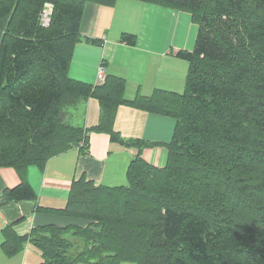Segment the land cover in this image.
Instances as JSON below:
<instances>
[{
    "label": "trees",
    "instance_id": "1",
    "mask_svg": "<svg viewBox=\"0 0 264 264\" xmlns=\"http://www.w3.org/2000/svg\"><path fill=\"white\" fill-rule=\"evenodd\" d=\"M137 1L193 16L194 49L176 54L189 64L183 93L132 101L120 77L96 85L71 78L86 5L117 0H0V168L22 177L0 207L36 201L29 168L44 172L74 149L87 154L90 132L139 151L127 185L83 177L65 206L37 208L87 227L47 225L19 236L23 218L11 213L0 247L12 259L30 242L41 251L38 264H264V0ZM122 40L136 45L134 35ZM89 98L102 118L88 130L72 124L69 109ZM121 106L177 120L165 167L142 157L150 143L115 131Z\"/></svg>",
    "mask_w": 264,
    "mask_h": 264
},
{
    "label": "crops",
    "instance_id": "2",
    "mask_svg": "<svg viewBox=\"0 0 264 264\" xmlns=\"http://www.w3.org/2000/svg\"><path fill=\"white\" fill-rule=\"evenodd\" d=\"M192 17L189 13L137 0H117L115 6L88 3L81 41L75 47L69 74L73 79L96 85L99 68L106 67V76L114 75L127 82L126 98L132 101L138 94L147 98L156 90L183 93L189 64L176 54L194 49L199 30ZM125 35H134L136 45L123 41ZM69 110V120L83 129L95 128L102 118L101 105L94 98L83 100ZM176 125L174 118L121 106L114 129L124 139L150 143L151 146L143 149L142 157L152 166L163 168L167 165V145L173 139ZM89 145L87 154L74 149L51 159L44 172L37 167L29 168L27 178L38 199L12 204L6 209L0 207L1 244L4 241L1 232L13 220L11 213L23 218L14 228L19 236L28 233L18 230L24 221L29 233L47 225H79L82 221L37 211L38 207L65 206L73 181L84 177L97 186L111 188L128 184L127 171L138 149L112 142L107 132H90ZM21 182L16 168H0V201L7 189ZM41 261L42 257L37 264Z\"/></svg>",
    "mask_w": 264,
    "mask_h": 264
},
{
    "label": "rangeland",
    "instance_id": "3",
    "mask_svg": "<svg viewBox=\"0 0 264 264\" xmlns=\"http://www.w3.org/2000/svg\"><path fill=\"white\" fill-rule=\"evenodd\" d=\"M25 223L26 222L24 221L18 226V230L20 233H25V232L29 233V229ZM88 224H89L88 222L82 221L77 226L83 229L87 227ZM41 255H42L41 251L30 242H28L25 245V249L21 254L17 255L15 258L12 259L6 257L0 247V264H37V262H39V260L41 259Z\"/></svg>",
    "mask_w": 264,
    "mask_h": 264
},
{
    "label": "built area",
    "instance_id": "4",
    "mask_svg": "<svg viewBox=\"0 0 264 264\" xmlns=\"http://www.w3.org/2000/svg\"><path fill=\"white\" fill-rule=\"evenodd\" d=\"M47 22H49V13L45 12L43 14V23L46 25ZM106 75H107L106 67L101 66L99 68L98 74H97V84H104L108 78V76H106Z\"/></svg>",
    "mask_w": 264,
    "mask_h": 264
}]
</instances>
